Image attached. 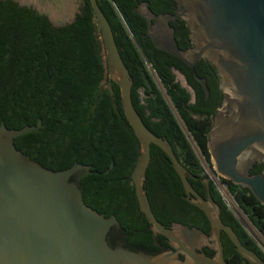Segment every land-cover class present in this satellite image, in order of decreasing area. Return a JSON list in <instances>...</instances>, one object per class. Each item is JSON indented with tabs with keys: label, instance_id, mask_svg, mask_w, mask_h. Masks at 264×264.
<instances>
[{
	"label": "water",
	"instance_id": "95a60500",
	"mask_svg": "<svg viewBox=\"0 0 264 264\" xmlns=\"http://www.w3.org/2000/svg\"><path fill=\"white\" fill-rule=\"evenodd\" d=\"M88 1L100 34L104 80L109 79L118 86L121 110L140 145L130 179L139 210L150 229L176 244L190 257L191 264H225L219 241L221 230L242 258L250 264H264L260 256L240 242L232 228L222 223L205 172L202 170L199 176L204 178L206 199L189 183L188 178L193 176L179 162L169 141L154 135L145 126L134 108L133 81L110 24L97 0ZM172 1L173 14L155 15L148 3L134 10L147 23L145 38H149L157 50L172 55L191 70L200 61L215 68L223 99L207 137L209 168L214 175L248 189L264 206V171L250 173L254 165L264 163V0ZM37 13L47 16L41 11ZM178 20L183 21L189 31L191 46L186 50L179 49L174 37L171 24ZM173 73L180 74L175 70ZM141 75L145 86L151 90L146 71L141 69ZM182 78L180 86L191 94L192 103V90ZM198 80L208 95L205 80ZM161 93L183 129L168 96ZM41 126V119L37 125L21 129L0 125V264H179L176 253L154 256L130 247L114 215L105 217L84 203L81 180L92 173L91 166L74 163L53 171L16 148V138L35 133ZM151 145L167 156L185 195L193 197L191 203L207 218L217 243L216 259L195 253L197 243L208 240L201 230L181 224L166 228L154 216L145 189ZM112 167L113 164L105 173ZM231 213L243 228L239 217Z\"/></svg>",
	"mask_w": 264,
	"mask_h": 264
},
{
	"label": "trees",
	"instance_id": "16d2710c",
	"mask_svg": "<svg viewBox=\"0 0 264 264\" xmlns=\"http://www.w3.org/2000/svg\"><path fill=\"white\" fill-rule=\"evenodd\" d=\"M85 2L72 24L55 28L35 10L0 0V125L21 129L37 125L41 119L39 131L14 140L16 148L53 171L74 163L91 166L92 173L81 180L84 203L105 217L114 215L125 233L130 234V221L146 222L130 179L140 145L121 110L118 86L104 80L100 34L91 5ZM142 2H147L155 15L174 12L172 0H97L131 75L135 110L154 135L169 141L179 162L193 176L188 178L191 186L204 191L199 178L202 166L194 148L211 166L207 137L223 99L219 78L215 68L205 61L191 70L172 55L157 50L145 38L146 21L134 12ZM173 27L179 49H188L191 44L185 23L179 20ZM146 65L156 75L183 129ZM141 69L146 71L151 90L145 86ZM173 70L185 78L194 102L176 82ZM198 78L205 80L208 95ZM150 153L145 188L158 173H168L184 193L167 156L153 145ZM111 164L113 167L105 173ZM262 167L256 166L252 174L259 173ZM227 184L234 202L264 238V206L248 189L229 181ZM209 191L221 208L223 220L242 243L264 259L212 182ZM191 208L206 222L201 211ZM142 236L150 239L147 234Z\"/></svg>",
	"mask_w": 264,
	"mask_h": 264
},
{
	"label": "flooded vegetation",
	"instance_id": "af4514ba",
	"mask_svg": "<svg viewBox=\"0 0 264 264\" xmlns=\"http://www.w3.org/2000/svg\"><path fill=\"white\" fill-rule=\"evenodd\" d=\"M10 1H12L15 4L23 3L26 6H28L27 8H31L36 12L37 11L43 12L56 23L57 27L55 28L65 27L72 24L75 18L82 13L86 4L85 0H10ZM142 3H147V2H142ZM142 3L138 4L135 9H137ZM44 5L46 7H49L48 11L43 10L42 6ZM174 12H175V4H174ZM176 23H173L171 25L173 26ZM260 165L263 166L260 172H263L264 163H259L254 165L250 173L252 174L254 168ZM199 178L201 182L204 184V178L200 176ZM146 188L145 189L150 203V208L156 219L159 220V222L163 224L166 228H170V229H173V227L177 224H181L185 226L191 224V226L188 227L197 228L201 230L206 236H208V240L198 242L197 243L198 247L195 249V253L204 255L209 259H216L217 258L216 240L213 237L211 227L205 215L202 213L204 218L206 219V222L203 221V219L196 212V210L191 208V206L196 207L191 203L193 197H188L185 195V193H182L180 189L175 185L172 177L168 173H158L156 176L152 177ZM195 191L199 196L206 199V195H207L206 188L204 191H201V188L200 191L197 190ZM216 205L220 210L219 216L222 223L226 226H229L222 218L220 206L217 203ZM182 222H186V223H182ZM130 225H132L130 234L125 233L127 235L126 243L130 247L142 250L147 254L154 256L165 253H176L175 257L176 260L179 262V264L192 263L190 257L185 252L179 250L176 244L171 243L167 238H165L160 234H155L150 229V225L147 220L146 222L144 221V219L132 220L130 221ZM143 234L149 235L150 239H147V237L144 238L142 236ZM219 241L222 246V257L225 264H250L246 259L242 258L241 255L238 254L234 244L232 243L228 235L222 230L220 231L219 234ZM240 242L242 243L241 240ZM242 244L247 247L245 243ZM262 260L264 261V259Z\"/></svg>",
	"mask_w": 264,
	"mask_h": 264
},
{
	"label": "built area",
	"instance_id": "2783aa9c",
	"mask_svg": "<svg viewBox=\"0 0 264 264\" xmlns=\"http://www.w3.org/2000/svg\"><path fill=\"white\" fill-rule=\"evenodd\" d=\"M196 154L198 155V159H199L200 164L202 166V170L205 172V174L209 178L210 182H212L213 185L216 187V189H217V191L221 197V200L223 201V203L225 204V206L228 209L232 208L230 200H232V202H233V199L228 192L227 180L221 178L218 175H214V171L209 168L211 166L208 165L204 161V159L197 153V151H196Z\"/></svg>",
	"mask_w": 264,
	"mask_h": 264
},
{
	"label": "rangeland",
	"instance_id": "374dc122",
	"mask_svg": "<svg viewBox=\"0 0 264 264\" xmlns=\"http://www.w3.org/2000/svg\"><path fill=\"white\" fill-rule=\"evenodd\" d=\"M43 7V10L45 11H48L49 10V7H46L45 5L42 6ZM146 69H147V72L148 74L151 76V78L154 80L155 84L157 85V87L159 88V90H161L163 93H164V90L162 88V86L160 85L159 81L157 80L156 78V75L154 74V72L152 71V69L150 68L149 65H146ZM175 77H176V82L180 85H183V78L180 74H175ZM229 211L233 212L235 215H237L236 211H234L233 208H229ZM245 217V216H244ZM239 220L242 222L243 224V228L245 230V232L248 234V236L252 239V241L258 246V248L262 251V253L264 254V238L260 235V233L253 227H252L257 231V233L259 234L261 240H258V238H256L255 234H253L249 227L242 221V219L239 217Z\"/></svg>",
	"mask_w": 264,
	"mask_h": 264
},
{
	"label": "bare ground",
	"instance_id": "6f19581e",
	"mask_svg": "<svg viewBox=\"0 0 264 264\" xmlns=\"http://www.w3.org/2000/svg\"><path fill=\"white\" fill-rule=\"evenodd\" d=\"M231 206L234 209V211H236L237 216L240 217L242 219V221L249 227L250 231L255 234L256 238H258V240H261L259 234L257 233V231L252 227V225L248 222V220L244 217V215L242 214V212L239 210V208L235 205V203L232 202V200H230Z\"/></svg>",
	"mask_w": 264,
	"mask_h": 264
}]
</instances>
